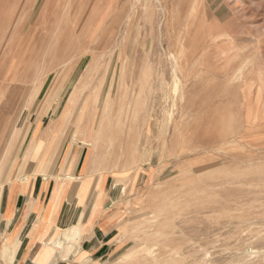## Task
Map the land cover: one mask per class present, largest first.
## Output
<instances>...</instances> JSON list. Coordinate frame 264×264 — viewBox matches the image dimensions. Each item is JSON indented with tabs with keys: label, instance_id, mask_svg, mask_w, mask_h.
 Here are the masks:
<instances>
[{
	"label": "rangeland",
	"instance_id": "374dc122",
	"mask_svg": "<svg viewBox=\"0 0 264 264\" xmlns=\"http://www.w3.org/2000/svg\"><path fill=\"white\" fill-rule=\"evenodd\" d=\"M47 170L105 264H264V0H0V184Z\"/></svg>",
	"mask_w": 264,
	"mask_h": 264
},
{
	"label": "crops",
	"instance_id": "0c3cea01",
	"mask_svg": "<svg viewBox=\"0 0 264 264\" xmlns=\"http://www.w3.org/2000/svg\"><path fill=\"white\" fill-rule=\"evenodd\" d=\"M76 174V191L71 183L59 188L54 171L0 184V264H105L118 252L116 219L102 207L103 192L90 197V185L80 199L87 179ZM76 226L74 242L68 232Z\"/></svg>",
	"mask_w": 264,
	"mask_h": 264
},
{
	"label": "bare ground",
	"instance_id": "6f19581e",
	"mask_svg": "<svg viewBox=\"0 0 264 264\" xmlns=\"http://www.w3.org/2000/svg\"><path fill=\"white\" fill-rule=\"evenodd\" d=\"M17 121L18 120H16L15 119V121H14V123H13V125H11L10 127V129H9V132H8V137L9 136H11L14 132H15V127H16V123H17ZM39 126H40V123H38V124H36V126H35V128H34V131H33V138H32V143H31V145L34 143H37L38 142V137H39V135H37L38 134V128H39ZM90 127V126H89ZM28 130H29V124H26L23 128H21L20 129V139H18V140H15V142H22L23 140H24V138L26 137V134H27V132H28ZM2 137V136H1ZM31 147V146H30ZM30 147L29 148H27L28 150H27V154H28V151L30 150ZM38 149H39V147H38ZM27 154H25L24 156H25V159H26V155ZM37 154V153H36ZM34 158H37V156H34ZM15 161V160H14ZM13 161V162H14ZM14 164V163H13ZM13 164H12V166H13ZM12 166H10V168H12ZM10 175V174H9ZM46 178H47V176H46ZM72 230V229H71ZM80 235V233L77 231V230H72V231H69L68 232V236L69 237H75V236H79ZM64 238V237H63ZM76 238V237H75ZM68 239V238H67ZM66 243H67V240L65 241ZM56 243H57V241H56ZM55 246H57V244H55ZM63 248V247H62ZM76 249H78V248H76ZM70 250V249H69ZM74 252V251H73ZM72 252V253H73ZM74 254V253H73ZM117 260V264H122V262H123V259H122V257L121 258H117L116 259ZM115 262V261H114ZM107 264H112V262L111 261H109Z\"/></svg>",
	"mask_w": 264,
	"mask_h": 264
}]
</instances>
